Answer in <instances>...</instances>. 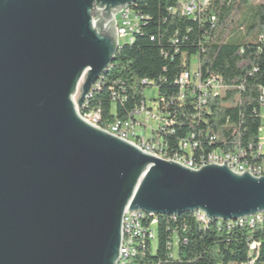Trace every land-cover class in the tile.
Returning a JSON list of instances; mask_svg holds the SVG:
<instances>
[{
	"label": "water",
	"instance_id": "water-1",
	"mask_svg": "<svg viewBox=\"0 0 264 264\" xmlns=\"http://www.w3.org/2000/svg\"><path fill=\"white\" fill-rule=\"evenodd\" d=\"M136 1L0 0V264H118L126 208L264 212V175L191 169L80 115Z\"/></svg>",
	"mask_w": 264,
	"mask_h": 264
},
{
	"label": "trees",
	"instance_id": "trees-1",
	"mask_svg": "<svg viewBox=\"0 0 264 264\" xmlns=\"http://www.w3.org/2000/svg\"><path fill=\"white\" fill-rule=\"evenodd\" d=\"M132 7L145 20L92 86L79 110L83 117L98 113L96 123L101 128L126 120L146 99L144 90L154 85L157 97L150 101L166 103L174 121L161 132L170 155L180 150L181 140L193 134L199 144L193 151L196 160L218 149L242 151L244 160L264 164V151L257 150L264 112L260 100L264 2L211 0L195 18L181 13L180 0H137ZM194 56L201 81L216 77L222 85L217 95L208 94L200 106L197 89L186 87L179 100L176 83L184 70L192 68ZM146 216L147 222L156 223L155 250L153 240L147 241L118 264H243L252 258L253 264H264V221L210 220L204 224L196 219V212ZM251 243L258 244L253 255Z\"/></svg>",
	"mask_w": 264,
	"mask_h": 264
},
{
	"label": "built area",
	"instance_id": "built-area-1",
	"mask_svg": "<svg viewBox=\"0 0 264 264\" xmlns=\"http://www.w3.org/2000/svg\"><path fill=\"white\" fill-rule=\"evenodd\" d=\"M210 2L211 0H180L181 13L185 16L195 18L206 9ZM132 6L133 4L125 6L116 14V37L118 44L121 39L130 41L131 33L139 31L140 25L145 20V16L134 10ZM210 19L214 20L215 16L211 15ZM193 59H195V66L184 70L176 79V83L180 88V96L178 99H183L186 87L190 86L192 90H198V104L200 106L205 103L208 94L217 95L221 91L222 85L216 77H209L205 82H202L198 71V57L194 56ZM143 83H147V80H143ZM260 100L264 106V90L262 91ZM166 106L167 104L164 102L162 104L157 101L148 102L146 98L141 101L140 105L131 112L126 120H116L107 125L106 128L109 129L110 132L119 134V137H129L133 144H141V146H144V151L149 154L162 159L163 157L178 158V160H183V166L191 169H199L208 164H222L225 160L227 166L233 172L247 171L253 176L264 175V164L257 165L244 160L242 151L235 154L224 153L216 149L196 160L193 158V151L199 144L195 141V136L193 134L181 140L180 150L170 155L168 146L161 134L166 127H170L174 124V121L170 118L166 110ZM80 115L83 117L81 113ZM259 132L260 138L257 150L258 153H261L264 151V112L262 113V123ZM196 219L204 224L210 221V219L200 211H196ZM239 221L255 222V224L262 223L264 221V212H260L254 216L240 218ZM232 223L233 222H231V224ZM155 226L156 223L147 222V216H130V219H127V233H124L120 247L123 248V255H120L119 261H124L127 257L135 255L145 246L147 241L155 239ZM257 247V243L250 244L249 248L251 255H253ZM243 264H253V258Z\"/></svg>",
	"mask_w": 264,
	"mask_h": 264
},
{
	"label": "bare ground",
	"instance_id": "bare-ground-1",
	"mask_svg": "<svg viewBox=\"0 0 264 264\" xmlns=\"http://www.w3.org/2000/svg\"><path fill=\"white\" fill-rule=\"evenodd\" d=\"M136 32L131 33V38ZM90 93H89V95L86 98H88L90 96ZM84 119L88 120L87 118H84ZM88 121L92 122V124L97 126V123H96L97 122V115L94 114L93 117L91 119H89ZM97 127H99V126H97ZM99 128H101V127H99ZM101 129L105 130L107 132H110L109 129H107V128H101ZM110 133H112V134H114V135L119 137V134H115V132H110ZM120 138L124 139L125 141L131 142V139H129V137H120ZM134 145H136L138 148L144 150V146H141V144H134ZM163 159L172 160V161H175V162L183 165V160H178V158L163 157ZM255 177H260V176H255ZM147 214L157 215V214L146 213V212H144L142 210H129L128 208L125 209L124 215H123V219H122V240H123V237H124V233H127V219H130V216H136V215L146 216ZM172 216H175V215H172ZM220 221H222V220H220ZM229 221H233V220H229ZM234 221H239V219L234 220ZM225 222H227V221H225ZM239 222H246V221H239ZM249 223L253 224L254 222H249ZM120 255H123V248H120ZM118 263H119V261H118Z\"/></svg>",
	"mask_w": 264,
	"mask_h": 264
},
{
	"label": "rangeland",
	"instance_id": "rangeland-1",
	"mask_svg": "<svg viewBox=\"0 0 264 264\" xmlns=\"http://www.w3.org/2000/svg\"><path fill=\"white\" fill-rule=\"evenodd\" d=\"M249 2L251 4H257V3H261V2H264V0H249ZM125 43H127V41L125 39H121L120 40V46L121 45H124ZM195 66V59H192V67ZM144 96L148 99V102H150V98H156L157 97V89L156 87L152 86V87H147L145 90H144ZM78 95L75 97V99H77ZM264 111V110H263ZM91 118L93 117L92 115L90 116ZM89 118V119H91ZM88 119V120H89ZM155 247H156V240L153 239L152 241V250L154 251L155 250ZM230 264H234V263H230Z\"/></svg>",
	"mask_w": 264,
	"mask_h": 264
},
{
	"label": "flooded vegetation",
	"instance_id": "flooded-vegetation-1",
	"mask_svg": "<svg viewBox=\"0 0 264 264\" xmlns=\"http://www.w3.org/2000/svg\"><path fill=\"white\" fill-rule=\"evenodd\" d=\"M114 18H116V16Z\"/></svg>",
	"mask_w": 264,
	"mask_h": 264
}]
</instances>
